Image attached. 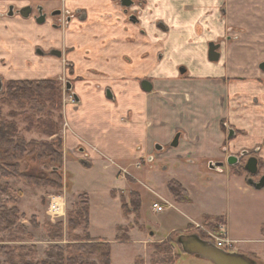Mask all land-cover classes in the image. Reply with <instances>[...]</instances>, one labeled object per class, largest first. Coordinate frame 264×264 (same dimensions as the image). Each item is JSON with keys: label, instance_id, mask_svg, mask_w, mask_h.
<instances>
[{"label": "crops", "instance_id": "obj_1", "mask_svg": "<svg viewBox=\"0 0 264 264\" xmlns=\"http://www.w3.org/2000/svg\"><path fill=\"white\" fill-rule=\"evenodd\" d=\"M121 1L0 0V58H21L25 53L30 56L37 46L69 50L67 58L75 66L77 79L72 93L79 101L68 112L63 135L64 165L65 149H70L76 158L81 153L96 159L101 155L129 159L156 151L157 146L163 148L157 153H165L164 146L168 144L172 150L167 153L180 149L181 154L175 157L188 159V166L208 159L215 162L223 157L222 120L246 132L244 138L230 143L232 149L261 144L264 137L255 139L254 135L264 132V86L256 81L264 78L259 69L264 62V0H132L128 12L120 6ZM29 6H42L49 14L62 10L71 14L72 20L63 29L54 28L52 19L39 25L32 16L20 17V11ZM11 7L17 11L14 16H8ZM131 15L137 16V22L130 19ZM211 43L221 46L218 62L210 61L208 50L207 58L196 59L194 69H186L185 77L178 73L181 68L165 64V51L176 52L189 46V52L201 55L197 47L209 48ZM184 78L193 83V89H181L179 84ZM233 78L245 81L225 82ZM147 79L152 80L151 93L142 88ZM186 133L188 137L194 133L191 148L183 143ZM177 134H181L180 142L174 148ZM153 161L154 157L150 158ZM171 179L184 185L191 204L174 203L167 188ZM238 179L250 190L245 178ZM164 184L162 190L147 189L171 205L161 213L186 208L187 227L201 225L206 217H213L210 223L219 218L228 228L225 214L187 210L194 207L189 184L176 177L168 178ZM263 227L264 224L260 232L264 237ZM151 236L156 244L167 240L156 237V232ZM146 246L148 255L150 246ZM247 251L258 257L251 249ZM140 257L143 256H136L132 264Z\"/></svg>", "mask_w": 264, "mask_h": 264}, {"label": "rangeland", "instance_id": "obj_2", "mask_svg": "<svg viewBox=\"0 0 264 264\" xmlns=\"http://www.w3.org/2000/svg\"><path fill=\"white\" fill-rule=\"evenodd\" d=\"M20 17L23 18L22 15ZM49 19L57 22L58 27L61 25L60 18L50 16ZM197 48H200L201 55L189 52V46H182L181 50L176 52L165 51L166 66L179 69L191 67L193 70L195 60L207 58L209 50L204 45ZM66 52L68 53L69 50L66 49ZM75 72V66L69 58H57L43 46L34 47L30 56L25 53L21 58H0V77L5 91L0 94V118L15 122L19 136L28 142L35 140L53 143L63 140L68 125V112L74 110L76 105L72 100V92L77 81L74 77ZM46 79L56 80L57 88L61 90V98L56 102L61 104V108L51 111V115L49 112L28 113L26 109H20L8 99L7 88L10 81ZM188 80L184 78L181 81L183 82L179 84L181 89H193V83ZM68 83L72 85V90L66 93ZM29 115L30 130L29 124L25 121V117ZM46 123L54 124L57 131L55 136L48 137L43 134ZM198 133L200 134V129ZM260 133L255 134L254 138L264 137V132ZM188 135L186 133L187 138L183 143L191 148L194 145L192 141L194 133L189 137ZM80 141L86 144L85 140L80 139ZM164 147L165 153H157L158 150L152 149L148 153L129 159H114L102 155L101 158L96 159L92 155L86 156L81 153L76 158L70 149H65V167L62 172L64 187L61 191L51 185L33 186L21 179H2L1 184H6L17 192L11 194V197L14 196L17 199V207L22 214V219L19 225L7 230L0 228V246H6L15 251V259L23 253L27 255L28 262L36 264L41 261H55L61 251L66 258L69 252L76 254L77 251L69 250L68 246H74L77 240H87L91 234L94 237L106 239L111 245L112 264H132L138 255L143 257L138 258L135 264H211L185 255L180 246L175 244L176 238L182 234H198L202 239H206L205 232L196 230L197 226L187 227L188 220L184 215L186 208L169 209L165 213H157L152 208L154 201L162 205L164 201L157 199L147 189L162 190L168 178L176 177L191 187L194 207L187 209L189 212L227 215L230 238L241 241L234 244L231 250L234 253H245L244 255L256 260L258 264H264V240H262L264 237L260 232L264 224V190L255 191L249 187L250 190H247L240 179L230 177L228 172L211 171L210 159L198 162L197 166H188V159L175 157L181 154L180 149L169 154L167 152L172 150L170 144ZM151 156L154 157L153 162H150ZM261 156L263 164L261 174H264V148ZM164 157L167 158L168 164L167 161H162ZM201 165L204 168L201 169ZM23 167L43 169L40 163L32 159H26ZM158 167H161V170ZM165 167H168V170H165ZM46 172L49 174L50 169ZM230 173L233 176L236 175L234 172L230 171ZM171 182L179 184L187 196V199L180 197L176 200L168 189L174 203L191 204L190 194L184 185L176 179H171L168 181L167 188ZM55 195L63 196L66 201V216L61 219H53L48 214L50 197ZM2 198L8 199L7 196ZM85 199L89 201V235L81 220L77 230L71 232L68 229L70 216L76 218L75 213L80 210L79 206ZM138 200H141L139 213L135 208ZM212 219L215 218L206 217L205 222L198 226L211 231H214L212 229L215 227L217 230L218 225L223 222L210 223ZM60 223L64 224L62 239L53 241L52 236L47 233L49 226H57ZM118 228L122 231L119 235L117 232L116 240ZM151 232H156V237L168 239L167 243L164 245V242L160 244L152 242L154 236H151ZM91 235L92 240H103L95 239ZM118 239L127 241L118 243L121 242ZM145 243L150 246L148 255ZM249 249L258 257L248 254ZM77 254L81 255V253ZM81 257L85 264H99L96 256ZM10 259L12 258H0V262L9 264Z\"/></svg>", "mask_w": 264, "mask_h": 264}, {"label": "trees", "instance_id": "obj_3", "mask_svg": "<svg viewBox=\"0 0 264 264\" xmlns=\"http://www.w3.org/2000/svg\"><path fill=\"white\" fill-rule=\"evenodd\" d=\"M58 83L53 79L46 80H12L8 84V99L16 104L20 109H26L28 113L44 114L51 111H56L61 108V104L56 103L60 100L61 90H58ZM5 92V91H4ZM2 92L1 94H3ZM25 121L31 129V117L26 116ZM43 134L48 137H53L57 134L54 124L46 123ZM26 159H32L41 164L43 169H34L23 167ZM64 168V142L60 139L58 142H38L26 141L19 136L18 126L15 122L0 118V181L9 178L21 179L33 186H48L51 185L57 190H63V172ZM50 173L47 174V170ZM170 193L174 199L180 197L187 199L186 192L180 188L176 182H171L168 185ZM17 193L8 185L0 183V228L9 229L19 225L22 219V214L17 207V199L11 194ZM18 194H20L18 192ZM182 194V195H181ZM2 196H7V200H3ZM80 210L75 213L76 218L70 216L68 222L69 231L73 232L79 228L82 223L85 224V230L89 235V201L84 200L79 206ZM141 200H138L135 208L139 213ZM123 209V208H122ZM124 210V209H123ZM217 222H222V219H217ZM48 234L52 236V240L62 239L64 224L60 223L57 226H49ZM213 227V226H212ZM211 227V228H212ZM216 230L215 227H213ZM118 235L122 229L118 228ZM264 235V227L262 228ZM77 240V244L69 245V250H75L79 254L69 252L68 257H64L61 253L56 257L55 261H41L36 264H85L81 260V256H96L99 264H112L111 260V245L104 240ZM1 239V238H0ZM120 240V239H118ZM168 240V239H167ZM121 242L127 240H120ZM1 242V241H0ZM167 241H164V245ZM176 244V243H175ZM159 248V247H158ZM22 250V248L20 249ZM15 251L10 250L6 246H0V258H12L9 264H33L27 261V255L23 253L18 255V259L14 258ZM1 264V262H0ZM137 264V263H136Z\"/></svg>", "mask_w": 264, "mask_h": 264}, {"label": "flooded vegetation", "instance_id": "obj_4", "mask_svg": "<svg viewBox=\"0 0 264 264\" xmlns=\"http://www.w3.org/2000/svg\"><path fill=\"white\" fill-rule=\"evenodd\" d=\"M125 1H127V0H122L120 2L121 3L120 6L125 11L128 12V11H130L131 6H133V2H132V0H128L127 2H130V5L124 6ZM26 8L32 9L30 11V13H31V16L35 19V21H36V18H39L41 14L46 17V22H48L50 16L55 17V18H60L61 19V25L59 27H58L57 22L54 23V28H56V29H63L65 27H67L72 20V15L63 12L62 10H56L52 14L51 13L49 14L48 12H46L44 10V8L42 6H29ZM24 9L25 8H23L22 10H24ZM21 11H20V14H21ZM16 13H17V11L14 7H11L8 10V14H12L13 16ZM130 19L134 22H137V16H135V15H131ZM46 22L42 25H45ZM214 45L220 46V44H214ZM220 49H221V46L216 51L219 53ZM48 51L52 55L56 56L57 58H67V55H68V53L66 52V49H63V48H53V49L48 50ZM58 54H60V56H58ZM263 64H264V62L259 64V69H260V71H262L264 73V69L261 68V66ZM181 69H180V74L182 77H185L187 74V70L184 68L186 70V72L184 74H182ZM144 81H148L152 85V80L147 79V80H143V82ZM243 81H245L244 78L225 79L226 83H228V82L229 83L243 82ZM256 81L260 85L264 86V78H258V79H256ZM68 84H70V83H68ZM71 90H72V88H71ZM152 91H153V85H152L151 92ZM68 92H69V90H68V85H67L66 93H68ZM151 92H147V93H151ZM108 96L110 98L113 97L111 91L108 92ZM72 100L74 101L75 104L79 101L78 97H76V95H74L73 93H72ZM255 101H258L257 98H255ZM221 128H222V133L224 135V140H225L223 143V146H222L223 157H222V160H218L215 162L210 161L209 169L210 170H216L219 173L220 172H226V171L227 172H230V171L234 172V174H236L234 176H236L238 178H241V177L245 178L247 186H249L250 188H252L255 191H260V190H256L253 187L252 182L253 183H259L260 180L264 177V174H261V171L263 170V164H262V160H261L262 159L261 152L263 151V148H264V147H262V146H264V141L261 144L254 146L253 148H241V147H239V148L234 150L231 147H229L230 143L237 141L240 138H244L246 136V132L239 130L236 125L231 124L230 121L227 122L226 120H222ZM177 135H179L181 137V134H177ZM179 142H180V138H179ZM252 160H257V163H256L257 173L255 175H253L248 169L249 163ZM218 164H221V165H218Z\"/></svg>", "mask_w": 264, "mask_h": 264}, {"label": "water", "instance_id": "obj_5", "mask_svg": "<svg viewBox=\"0 0 264 264\" xmlns=\"http://www.w3.org/2000/svg\"><path fill=\"white\" fill-rule=\"evenodd\" d=\"M128 1V0H127ZM125 1L124 6H129L130 2ZM31 8H25L21 11V15L24 18H29L31 16ZM9 16H13L9 14ZM36 22L40 25L46 22V17L42 14L39 18H36ZM220 48V46H215L214 43L209 45V59L210 61L217 62L220 58V53L216 50ZM60 56V54H58ZM264 69V64L261 66ZM186 70L184 68L181 69V73L184 74ZM142 87L146 92H151L152 85L148 81H144L142 83ZM72 88L71 84H68V90L70 91ZM4 91V83L2 78L0 77V94ZM179 138L177 135L172 143V147L176 148L179 146ZM156 149L161 151L163 148L161 146H157ZM257 160H252L249 163V171L255 175L257 173L256 169ZM221 165V164H218ZM253 187L256 190L264 189V177L260 180L259 183H253ZM175 243L180 246L185 255L195 257L197 259L205 260L210 262L211 264H258V262L244 254L240 253H231L224 251L214 244L208 242L207 240L202 239L198 234L191 235H179L176 238Z\"/></svg>", "mask_w": 264, "mask_h": 264}, {"label": "built area", "instance_id": "obj_6", "mask_svg": "<svg viewBox=\"0 0 264 264\" xmlns=\"http://www.w3.org/2000/svg\"><path fill=\"white\" fill-rule=\"evenodd\" d=\"M167 206L169 205L167 202L164 204L155 203L152 205L153 210L156 212H164ZM66 201L65 198L61 195L51 196L49 200L48 206V214L53 219H61L66 216ZM196 230H203L206 234V239L208 242L214 244L218 248L227 251L233 252L231 249L236 244L234 240H232L229 236L228 229L226 224L223 222L218 225V229L215 231H211L208 228L197 226Z\"/></svg>", "mask_w": 264, "mask_h": 264}]
</instances>
